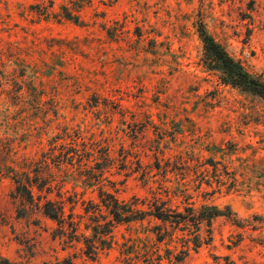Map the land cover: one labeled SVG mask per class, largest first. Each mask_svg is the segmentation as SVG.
<instances>
[{"label": "rangeland", "instance_id": "rangeland-1", "mask_svg": "<svg viewBox=\"0 0 264 264\" xmlns=\"http://www.w3.org/2000/svg\"><path fill=\"white\" fill-rule=\"evenodd\" d=\"M78 1L0 0V163L75 147L87 166L51 173L77 194V214L103 188L141 208L157 200L223 215L187 254L178 239L157 249L147 220L119 225L91 257L84 240L25 214L3 176L0 264H264V100L226 85L199 35L204 25L264 81V0H91L76 12Z\"/></svg>", "mask_w": 264, "mask_h": 264}, {"label": "trees", "instance_id": "trees-1", "mask_svg": "<svg viewBox=\"0 0 264 264\" xmlns=\"http://www.w3.org/2000/svg\"><path fill=\"white\" fill-rule=\"evenodd\" d=\"M88 3H91V0H79L74 11L80 12ZM62 10L64 18L76 24L80 23L79 15H74L67 7H63ZM199 35L208 66L221 73L223 82L264 100V81L248 72L240 61L232 57L223 45L208 33L204 25H200ZM57 147L54 146L53 150ZM60 147L61 151L58 155L47 157V154H44L42 159L24 158L18 167L11 161L0 163V177H8L15 186L12 193L15 202L19 203L25 214L38 212L53 221L57 226L55 237H60L67 242L84 240L87 255L91 257H96L99 250L110 246L108 238L112 241L114 230L119 225L144 223L147 220L150 224L154 222L147 232L153 235L157 249L160 248V244H173L178 239L182 243L183 252L187 254L191 249L198 250L202 245L208 244L212 238V223L214 219L223 215L215 206H202L197 209L188 205L181 210L172 209L156 200L148 203L147 208H141L137 202L125 203L120 201L115 194L100 188L99 203L90 202L85 208L86 215L77 214L75 212L79 204L77 194L66 196L63 192L64 182H58L52 175L51 169L52 167L61 169L65 164L72 166L75 159L79 166H87L84 159L88 155L79 153L75 147L72 151H65L64 145ZM107 156L104 158L106 162L108 161ZM88 158H91L90 154ZM104 170V168L100 169L99 178L103 176ZM85 180L90 184H93L94 180L100 181L92 174L88 175ZM54 193L56 199L51 198ZM82 203L86 204L85 201ZM86 217H88L89 224L85 225V230L90 231L91 236L81 231ZM205 227L207 237L203 236ZM173 248L178 247L176 245ZM150 264L164 263L162 258H159L157 261H150Z\"/></svg>", "mask_w": 264, "mask_h": 264}]
</instances>
